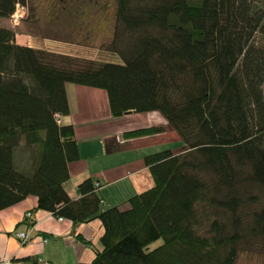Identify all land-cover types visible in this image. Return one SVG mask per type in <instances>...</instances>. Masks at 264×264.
<instances>
[{"label":"trees","instance_id":"trees-1","mask_svg":"<svg viewBox=\"0 0 264 264\" xmlns=\"http://www.w3.org/2000/svg\"><path fill=\"white\" fill-rule=\"evenodd\" d=\"M26 1L0 0V18ZM113 26L108 50L121 63L77 68L70 54L18 44L0 27V209L33 195L32 211L73 226L98 219L91 264H234L240 243L264 241V202L246 212L241 197L250 186L264 197V45L246 41L264 36V4L115 0ZM66 83L104 89L114 117L158 111L184 146L144 156L152 185L124 207L100 210L99 183L90 178L78 183L75 200L65 190L68 163L78 158L73 126L61 123Z\"/></svg>","mask_w":264,"mask_h":264},{"label":"crops","instance_id":"crops-1","mask_svg":"<svg viewBox=\"0 0 264 264\" xmlns=\"http://www.w3.org/2000/svg\"><path fill=\"white\" fill-rule=\"evenodd\" d=\"M65 92L69 112L61 117V123L73 126L78 158L68 163L70 176L64 187L74 200L79 197L78 183L90 178L99 183L100 210L125 206L124 201L131 195L152 185L145 155L165 148L173 152L184 148L183 144L174 146L180 138L158 111H129L114 117L104 89L66 83ZM153 125L165 129L139 137L122 136L126 131ZM36 202V197L29 195L0 209V264H33L38 258L51 264H91L95 249L100 248V221L93 219L73 226L70 220L59 221L49 211H32ZM27 212L31 215L26 216ZM31 220L33 224L27 223ZM17 231H28L29 241L20 243Z\"/></svg>","mask_w":264,"mask_h":264},{"label":"rangeland","instance_id":"rangeland-1","mask_svg":"<svg viewBox=\"0 0 264 264\" xmlns=\"http://www.w3.org/2000/svg\"><path fill=\"white\" fill-rule=\"evenodd\" d=\"M257 1L264 4V0ZM114 20L115 0H27L25 5L17 4L10 17L0 18V27L12 30L16 43L22 42L57 55L70 54L69 65L77 68L91 61L121 63L120 57L108 50ZM246 41L264 45V36L252 32ZM262 91L264 95V83ZM178 144L182 143L175 142L174 146ZM241 197L246 212L264 202L263 193L257 186H250ZM160 242L157 240L150 247ZM237 249L234 264H264L263 240L242 242Z\"/></svg>","mask_w":264,"mask_h":264},{"label":"built area","instance_id":"built-area-1","mask_svg":"<svg viewBox=\"0 0 264 264\" xmlns=\"http://www.w3.org/2000/svg\"><path fill=\"white\" fill-rule=\"evenodd\" d=\"M30 215H31V213H29V212L26 213V216H30ZM57 219H58L59 221H62V220H63V218L60 217V216L57 217ZM15 236H16V238L18 239V241H19L20 243H22V244L26 243V242L29 241V239H30V235H29V232H28V231H17V232L15 233ZM43 241L45 242L46 239L43 238ZM38 262L43 263V264H51L50 262L45 261V260H43V259H41V258H38Z\"/></svg>","mask_w":264,"mask_h":264},{"label":"bare ground","instance_id":"bare-ground-1","mask_svg":"<svg viewBox=\"0 0 264 264\" xmlns=\"http://www.w3.org/2000/svg\"><path fill=\"white\" fill-rule=\"evenodd\" d=\"M17 18V17H16Z\"/></svg>","mask_w":264,"mask_h":264}]
</instances>
